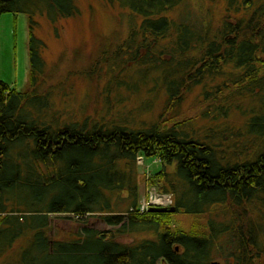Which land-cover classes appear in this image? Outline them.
<instances>
[{"label": "trees", "instance_id": "16d2710c", "mask_svg": "<svg viewBox=\"0 0 264 264\" xmlns=\"http://www.w3.org/2000/svg\"><path fill=\"white\" fill-rule=\"evenodd\" d=\"M104 1L143 19L132 36L140 40L134 61L145 82L157 76L153 92H165L161 119L184 94L217 77L225 78L229 97H258L259 104L250 111L218 107L225 118L235 111L246 120L243 142L227 148L212 129L202 136L160 121L144 128L88 117L66 121L45 100L50 95L39 93L41 45L31 33L34 91L0 80V258L14 247L18 252L3 264H210L219 258L258 264L264 256V0H243V8L239 0H213L226 5L218 18L211 8L194 14L193 0ZM232 12L245 17L226 15ZM4 13L45 16L52 24L80 15L74 0H0V17ZM154 48H162L157 58L140 54ZM218 91L204 88L203 94L207 99ZM139 155L164 165L148 183L173 194L176 213L139 212ZM178 214L194 218L190 230L171 228ZM59 215L85 223L98 218L112 230L52 238L50 218ZM143 234L151 237L137 239ZM126 237L134 241L118 240Z\"/></svg>", "mask_w": 264, "mask_h": 264}, {"label": "rangeland", "instance_id": "374dc122", "mask_svg": "<svg viewBox=\"0 0 264 264\" xmlns=\"http://www.w3.org/2000/svg\"><path fill=\"white\" fill-rule=\"evenodd\" d=\"M74 2L80 15L61 19L56 24L40 15L4 13L0 17V80L23 93L34 91L29 48L30 35L34 33L41 45L39 54L44 71L40 82L37 83L39 93L50 95L45 97V100L48 99L52 103L54 111L62 112L66 121L79 122L88 117L95 121L129 124L139 128L160 121L163 127L172 128L179 124L185 131H195L197 135L202 136L212 129L214 140L217 143L221 140L226 148L239 139L243 142L239 134H245L243 127L246 120L239 117L235 111L225 118L217 109L219 106L232 104L241 106L243 111H250L258 106V97L253 100L238 95L229 97V92L226 93V88L223 87L224 77L207 79L201 86L194 87L184 94L183 100L173 105L166 118L161 119L166 105L165 92L154 93L156 83L160 84L157 76L151 74L145 82L139 74L141 68L137 67L134 61L140 40L137 43L132 42V36L135 31L140 30L143 19L118 3L110 5L104 0ZM242 2L243 0H239L238 7H244L239 6ZM201 8L205 12L211 8L214 18H218L225 14L226 5L224 1H192L191 10L194 14H199ZM180 12L171 13L170 16L177 18ZM226 15L232 18L245 17L243 13L237 16L233 12ZM132 43L135 44L131 46ZM161 49H141L140 54L143 57L150 54L153 59L159 57L157 54ZM164 59L169 60L170 57ZM230 68L232 67L229 66ZM204 88L213 95L221 88L222 93L206 99ZM148 103L153 105V111L150 113H147L148 108L144 109ZM70 115L71 119L68 118ZM137 163L140 203L148 200L154 192L172 195L171 207H174L173 194L162 192L159 187L148 183L150 177L164 168L159 158L148 159L139 155ZM173 171L172 168H167V172ZM140 203L139 212L146 213L141 212ZM193 219L192 216L178 214L174 217L171 228L190 230ZM50 221V235L57 239L74 238L73 236L85 228L101 232L112 230L98 218H88L85 223L73 215H59L52 216ZM142 237L151 236L143 234L137 239ZM118 240L132 243L134 238ZM16 250L17 247H14L7 257L0 258V264L11 263L17 259ZM215 261L226 264L220 258ZM258 264H264V256Z\"/></svg>", "mask_w": 264, "mask_h": 264}, {"label": "built area", "instance_id": "2783aa9c", "mask_svg": "<svg viewBox=\"0 0 264 264\" xmlns=\"http://www.w3.org/2000/svg\"><path fill=\"white\" fill-rule=\"evenodd\" d=\"M141 212L149 211L152 207L169 208L172 205V195L169 194H157L152 192L149 199L140 203Z\"/></svg>", "mask_w": 264, "mask_h": 264}, {"label": "water", "instance_id": "95a60500", "mask_svg": "<svg viewBox=\"0 0 264 264\" xmlns=\"http://www.w3.org/2000/svg\"><path fill=\"white\" fill-rule=\"evenodd\" d=\"M176 211H177V208L175 206L171 207V208L152 207L150 209L151 213H158V214H162V213L174 214V213H176ZM210 264H221V263L218 261H212Z\"/></svg>", "mask_w": 264, "mask_h": 264}]
</instances>
